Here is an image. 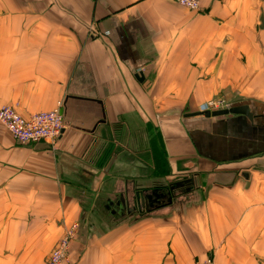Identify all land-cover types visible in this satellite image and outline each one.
<instances>
[{"label":"crops","instance_id":"0c3cea01","mask_svg":"<svg viewBox=\"0 0 264 264\" xmlns=\"http://www.w3.org/2000/svg\"><path fill=\"white\" fill-rule=\"evenodd\" d=\"M60 103L56 145L0 123V264L73 223L71 264H264V0H0V107Z\"/></svg>","mask_w":264,"mask_h":264},{"label":"built area","instance_id":"2783aa9c","mask_svg":"<svg viewBox=\"0 0 264 264\" xmlns=\"http://www.w3.org/2000/svg\"><path fill=\"white\" fill-rule=\"evenodd\" d=\"M177 3L181 7L192 12L201 10V0H168ZM208 111H222L231 109L232 106L224 100H217L209 103ZM0 122L6 127L13 138L20 144H29L40 141L55 142L65 129L63 117L58 109L50 112L36 113L28 118L20 115L13 107H0ZM67 240L62 242V246L55 249L50 255L48 264H60L67 261ZM64 246V247H63ZM65 248L63 250V248ZM197 264H215L213 258H208L204 262Z\"/></svg>","mask_w":264,"mask_h":264},{"label":"rangeland","instance_id":"374dc122","mask_svg":"<svg viewBox=\"0 0 264 264\" xmlns=\"http://www.w3.org/2000/svg\"><path fill=\"white\" fill-rule=\"evenodd\" d=\"M166 1H168V0H166ZM188 10V9H187ZM190 11V10H189ZM201 11V10H200ZM192 12V11H191ZM140 75V74H139ZM217 100H224L225 102H227V103H229L231 106H232V108H233V102L230 100V98H228L227 96H216V97H213L212 99H210L205 105V110L203 111V112H201V115L202 116H205L204 114L205 113H207V112H209L208 111V109H209V103L210 102H216ZM4 106H7V105H4ZM4 106H2V107H4ZM9 106V105H8ZM10 107H13V106H10ZM62 103H60L59 104V106H58V111H59V113H60V115L63 117V119H64V115H63V112H62ZM15 110H16V108L15 107H13ZM17 111V110H16ZM54 111V110H53ZM18 112V111H17ZM47 112H50V111H47ZM211 112H214V111H211ZM216 112V111H215ZM19 113V112H18ZM40 113V112H39ZM20 114V113H19ZM21 115V114H20ZM34 115V114H33ZM32 116V115H31ZM206 117V116H205ZM25 118H28V117H25ZM1 123V122H0ZM64 123H65V121H64ZM2 124V123H1ZM3 125V124H2ZM4 126V125H3ZM4 128L6 129V127L4 126ZM7 130V129H6ZM8 131V130H7ZM9 132V131H8ZM63 133V132H62ZM11 135V134H10ZM12 136V135H11ZM62 136V135H61ZM13 137V136H12ZM60 139V138H59ZM59 139L58 140H56L55 142H49V141H40V142H48V143H50V144H52V145H56L57 144V142L59 141ZM16 141V140H15ZM17 142V141H16ZM17 143H19V142H17ZM35 143H39V142H35ZM35 143H29V144H35ZM20 144V143H19ZM25 145V144H24ZM162 159H163V157H162ZM164 160V159H163ZM79 230H80V224L79 223H73L72 225H70V226H68L66 229H65V233L63 234V236H62V238L61 239H59L58 241H57V243H56V245L54 246V248H53V250L51 251V253H50V255L53 253V251L55 250V249H58L59 247H60V245L62 246V242L64 241V240H67L66 242H67V247H66V249H67V252H66V254H67V257H68V259H67V261H62L60 264H71V254H72V251H73V249H74V246H75V244H76V241H78V232H79ZM64 247V246H63ZM62 247V248H63ZM65 248H63V250H64ZM80 250L79 249H77V252H79ZM49 258H50V256H49ZM49 258H48V260H49ZM48 260H47V264H48Z\"/></svg>","mask_w":264,"mask_h":264},{"label":"water","instance_id":"95a60500","mask_svg":"<svg viewBox=\"0 0 264 264\" xmlns=\"http://www.w3.org/2000/svg\"><path fill=\"white\" fill-rule=\"evenodd\" d=\"M140 77H142V74H140ZM196 115H200V114H196ZM204 115L208 118L218 117V116H228V115H245L249 118V120L251 121L253 120V114L251 113L248 106L233 107L228 110H222V111H216V112H207ZM137 206L139 209L149 211V209L147 208L148 202L141 196L140 193L137 196Z\"/></svg>","mask_w":264,"mask_h":264}]
</instances>
